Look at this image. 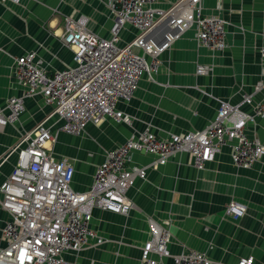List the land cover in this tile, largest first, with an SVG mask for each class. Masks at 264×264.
<instances>
[{
  "label": "crops",
  "instance_id": "obj_1",
  "mask_svg": "<svg viewBox=\"0 0 264 264\" xmlns=\"http://www.w3.org/2000/svg\"><path fill=\"white\" fill-rule=\"evenodd\" d=\"M176 1L156 0L154 6L167 9ZM201 7L204 15L226 22L222 51L199 45L194 31H188L160 56L158 73L152 78L143 75L133 98L118 103L117 110L130 118V125L105 120L88 126L80 137L58 133L54 138L55 157L67 158L74 167L75 191L90 189L105 151L130 135L148 129L168 139L199 132L215 119L221 101L252 115L263 100L259 51L264 47V0H203ZM66 17H84L87 31L111 38L113 15L108 0H0V112H6L10 97H21L26 91L13 76L16 58L33 52L38 67L48 74L74 66L73 50L62 42ZM135 34L130 26L123 28L120 45L130 43ZM198 67L207 72L198 74ZM245 97H250V105ZM24 106L18 123L0 131V186L12 172L13 149L23 137L43 122L52 132L59 127L55 117L48 118L52 109L40 96L25 99ZM245 134L264 146V117L249 121ZM155 162L154 155H131L128 167L146 168L145 178L136 180L127 192L132 209L124 215L92 209L90 228L105 242L96 246L90 240L82 250L65 254L66 260L139 264L150 221H156L171 235L170 257L160 264H174L172 257L188 250L205 253L211 264H238L248 258L264 264V155L247 169L232 163L229 146L201 169L186 153L173 155L164 165L155 167ZM229 204L243 209V216L227 215ZM8 220L0 208V248L5 246L2 229Z\"/></svg>",
  "mask_w": 264,
  "mask_h": 264
},
{
  "label": "built area",
  "instance_id": "obj_2",
  "mask_svg": "<svg viewBox=\"0 0 264 264\" xmlns=\"http://www.w3.org/2000/svg\"><path fill=\"white\" fill-rule=\"evenodd\" d=\"M202 1L177 0L160 9L154 6L156 0H108L113 15L109 40L87 31L84 17L64 19L62 42L73 50V67L48 74L38 67L33 52L16 58L13 76L26 91L7 100L6 112H0V131L18 123L25 112V99L33 96H40L52 109L48 118L55 117L59 127L52 132L45 122L40 123L13 149L15 165L0 186V208L9 216L2 229L5 246L0 248V264H77L66 260L65 254L82 250L90 240L96 246L103 244L104 239L90 228L92 209L123 215L132 209L127 192L136 180L146 176V168L128 167L133 153L156 156L155 167L175 154L186 153L196 169L213 162L225 146L231 149L232 163L244 169L264 155V146L245 134L249 121L264 117V98L252 115L221 101L215 119L199 132L168 139L148 129L130 135L105 151L86 192L72 188L73 165L52 152L51 144L58 133L80 137L88 126L105 120L130 125V118L117 110L118 103L133 98L143 75L152 78L158 73L160 56L188 31H194L199 45L212 51L224 49L226 22L204 15ZM127 26L136 34L121 46L120 34ZM259 55L264 72V47ZM206 72L205 67L197 69L200 75ZM244 102L250 105V97ZM225 211L234 219L244 214L235 204H229ZM170 238L163 225L150 221L139 264H160L170 257ZM172 259L174 264H211L205 253L192 250ZM238 264H254V260L242 259Z\"/></svg>",
  "mask_w": 264,
  "mask_h": 264
},
{
  "label": "rangeland",
  "instance_id": "obj_3",
  "mask_svg": "<svg viewBox=\"0 0 264 264\" xmlns=\"http://www.w3.org/2000/svg\"><path fill=\"white\" fill-rule=\"evenodd\" d=\"M120 44V43H119ZM59 125V124H58ZM57 127V126H56ZM55 156V155H54ZM71 163V162H70ZM72 164V163H71Z\"/></svg>",
  "mask_w": 264,
  "mask_h": 264
}]
</instances>
